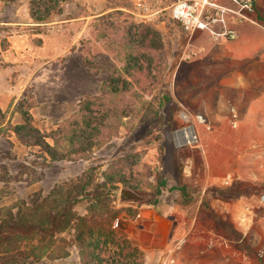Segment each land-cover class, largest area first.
<instances>
[{
    "label": "rangeland",
    "instance_id": "rangeland-1",
    "mask_svg": "<svg viewBox=\"0 0 264 264\" xmlns=\"http://www.w3.org/2000/svg\"><path fill=\"white\" fill-rule=\"evenodd\" d=\"M31 1L0 0V47L17 30L32 53L45 41L43 56L60 55L32 67L35 79L9 81L27 85L17 106L0 114V219L92 168L93 198L73 210L112 215L142 251L127 264H264V132L250 128L254 142L234 145L231 89L206 80L199 64L200 32L233 40L227 32L237 35L238 22L256 23L255 0L252 12L214 0L223 12L197 10L202 28L173 16L181 0H59L47 16L36 5L47 17L39 24ZM185 128L195 142L179 141ZM234 152L245 153L235 166ZM121 187L149 198L120 204ZM107 190L94 202L96 191ZM31 264L82 261L73 245L64 258Z\"/></svg>",
    "mask_w": 264,
    "mask_h": 264
},
{
    "label": "trees",
    "instance_id": "trees-1",
    "mask_svg": "<svg viewBox=\"0 0 264 264\" xmlns=\"http://www.w3.org/2000/svg\"><path fill=\"white\" fill-rule=\"evenodd\" d=\"M59 0H32L30 17L36 23L45 22L37 14L36 5L43 8L44 15L55 10ZM116 82L113 79L111 83ZM110 92H120L117 87ZM89 107V102L85 104ZM15 132L20 133L19 127ZM93 169L89 168L73 180L53 189L34 207L17 204L0 219V256L3 264H31L43 258L59 259L68 256L71 246H78L82 264H127L134 257L142 258V251L124 233V228L113 225L112 215L97 218L96 215H79L73 208L83 200L93 198ZM166 180L157 184L156 195ZM187 197V186H176ZM97 190V189H96ZM102 191V190H101ZM96 191L94 202L101 195L109 196L110 190ZM187 200V198H186ZM191 201H184L189 203ZM149 204V201L148 203ZM150 204L155 205L156 199ZM66 235H63V233ZM67 236V237H66Z\"/></svg>",
    "mask_w": 264,
    "mask_h": 264
},
{
    "label": "crops",
    "instance_id": "crops-1",
    "mask_svg": "<svg viewBox=\"0 0 264 264\" xmlns=\"http://www.w3.org/2000/svg\"><path fill=\"white\" fill-rule=\"evenodd\" d=\"M253 16L256 23L238 22L235 25L237 35L230 41H213L205 31L200 32L205 44L199 64L206 80H220L223 87L228 86L231 89L227 96L234 103V145L254 142L247 137L250 128L258 129L260 134L264 132V0H255ZM17 24L19 23H15ZM14 31L7 39L10 44L0 47V114L17 106L23 88L27 85V82L10 83L11 79H35L32 67L52 62L60 55L54 54L53 58L43 56L41 52L45 48V41L33 48L38 50V54L32 53V44H24L23 47V41L17 39L23 36L17 30ZM53 48L60 46L54 44ZM258 118L262 123L255 126L254 120ZM4 124L5 122L0 124V127ZM262 137L264 139V134ZM239 138L243 139L238 140ZM243 156V152H234V166Z\"/></svg>",
    "mask_w": 264,
    "mask_h": 264
},
{
    "label": "built area",
    "instance_id": "built-area-1",
    "mask_svg": "<svg viewBox=\"0 0 264 264\" xmlns=\"http://www.w3.org/2000/svg\"><path fill=\"white\" fill-rule=\"evenodd\" d=\"M235 2H238L240 5V9H244L247 12H252L253 11V4L251 0H234ZM210 6L212 8H219L214 0H181L178 1L173 9V16L181 20L182 23L184 24L185 28L191 27L190 24H195L197 27L202 28L204 27V24L199 21V18L196 16V11L198 10L200 13L203 10H207V7ZM138 7L140 8H145L146 5L143 2L138 3ZM219 11L223 12L222 8L218 9ZM227 35L229 38H235L236 37V32L233 30H228ZM193 138L191 142L196 141V135L193 132L192 134Z\"/></svg>",
    "mask_w": 264,
    "mask_h": 264
},
{
    "label": "water",
    "instance_id": "water-1",
    "mask_svg": "<svg viewBox=\"0 0 264 264\" xmlns=\"http://www.w3.org/2000/svg\"><path fill=\"white\" fill-rule=\"evenodd\" d=\"M149 198L147 194H140L129 187H121L118 193V202L120 204H138L146 201ZM148 212H144L145 216H149Z\"/></svg>",
    "mask_w": 264,
    "mask_h": 264
},
{
    "label": "bare ground",
    "instance_id": "bare-ground-1",
    "mask_svg": "<svg viewBox=\"0 0 264 264\" xmlns=\"http://www.w3.org/2000/svg\"><path fill=\"white\" fill-rule=\"evenodd\" d=\"M193 132L191 128H185L184 130L178 131L176 133L177 138L179 139V141L183 140L186 142H191L193 136H192ZM182 142V141H181Z\"/></svg>",
    "mask_w": 264,
    "mask_h": 264
}]
</instances>
